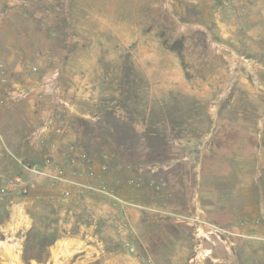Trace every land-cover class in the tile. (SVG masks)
<instances>
[{
    "label": "rangeland",
    "instance_id": "obj_1",
    "mask_svg": "<svg viewBox=\"0 0 264 264\" xmlns=\"http://www.w3.org/2000/svg\"><path fill=\"white\" fill-rule=\"evenodd\" d=\"M258 1L0 0V264H264Z\"/></svg>",
    "mask_w": 264,
    "mask_h": 264
},
{
    "label": "built area",
    "instance_id": "obj_2",
    "mask_svg": "<svg viewBox=\"0 0 264 264\" xmlns=\"http://www.w3.org/2000/svg\"><path fill=\"white\" fill-rule=\"evenodd\" d=\"M34 170V172H38L37 170H35V169H33ZM8 184L10 185V186H18V188L20 189V190H22V191H26L27 190V188L29 187V185H30V182L29 181H27V180H23V179H21V178H19V177H15V178H13V179H10L9 181H8ZM131 250H133V248L131 247ZM142 264H152L151 262H149V261H143L142 262Z\"/></svg>",
    "mask_w": 264,
    "mask_h": 264
},
{
    "label": "crops",
    "instance_id": "obj_3",
    "mask_svg": "<svg viewBox=\"0 0 264 264\" xmlns=\"http://www.w3.org/2000/svg\"><path fill=\"white\" fill-rule=\"evenodd\" d=\"M258 3L264 6V0H259Z\"/></svg>",
    "mask_w": 264,
    "mask_h": 264
},
{
    "label": "bare ground",
    "instance_id": "obj_4",
    "mask_svg": "<svg viewBox=\"0 0 264 264\" xmlns=\"http://www.w3.org/2000/svg\"><path fill=\"white\" fill-rule=\"evenodd\" d=\"M207 253H209V251H207Z\"/></svg>",
    "mask_w": 264,
    "mask_h": 264
}]
</instances>
